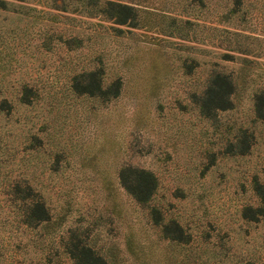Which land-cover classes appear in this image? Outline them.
Segmentation results:
<instances>
[{
	"label": "rangeland",
	"instance_id": "rangeland-1",
	"mask_svg": "<svg viewBox=\"0 0 264 264\" xmlns=\"http://www.w3.org/2000/svg\"><path fill=\"white\" fill-rule=\"evenodd\" d=\"M95 1L0 0V264H264V0H114L125 23ZM94 69L109 93L76 91ZM216 72L232 106L209 115Z\"/></svg>",
	"mask_w": 264,
	"mask_h": 264
},
{
	"label": "trees",
	"instance_id": "trees-1",
	"mask_svg": "<svg viewBox=\"0 0 264 264\" xmlns=\"http://www.w3.org/2000/svg\"><path fill=\"white\" fill-rule=\"evenodd\" d=\"M97 1L98 0L95 2L97 3ZM101 3L103 4L98 5L96 10L100 13H104L108 18H114L118 22L125 23L129 22L130 18L134 17V9L130 4L114 0H102ZM86 74L91 77L89 83L81 85L76 81L73 84L76 91L88 93L97 92L99 95L109 93L110 89L103 88L99 79L96 81V85H93L95 89L92 87L93 79L97 77L98 70L94 69L81 73V76ZM210 80L211 81L205 89L203 102L201 104L202 112L209 115L215 112V110L231 107V94L234 90L233 82L230 80L228 74L216 72ZM110 88L112 89V95L118 94V83H113ZM255 110L256 115L264 119V90L256 93ZM244 137L246 139V136ZM245 139L240 141L242 144L239 145V152L241 153L245 152L249 147V143H246ZM119 178L122 185L138 202H147L154 193L156 180L149 170L132 168L131 166L125 167L120 170ZM256 189L264 202V186L257 185ZM32 214L37 217L38 220L48 218L45 205L38 200H36L32 206ZM82 255L86 256V258L82 261V258L79 257V262L77 264H100L99 256H95L89 246L82 245L77 253H73V257Z\"/></svg>",
	"mask_w": 264,
	"mask_h": 264
}]
</instances>
